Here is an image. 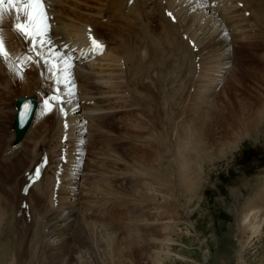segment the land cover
<instances>
[{
	"label": "bare ground",
	"instance_id": "1",
	"mask_svg": "<svg viewBox=\"0 0 264 264\" xmlns=\"http://www.w3.org/2000/svg\"><path fill=\"white\" fill-rule=\"evenodd\" d=\"M49 3L48 22L52 32L45 37L49 43L43 48H39V51L44 56L49 55V49L65 54V58L71 66L61 63L57 78L62 83H56V78H53L45 68L41 57L30 52L28 50L30 44L26 43L23 37L14 30V24L18 22L16 11L14 9L9 11L11 6L8 4L3 6L0 28H2V37L8 56H0V222H7L8 227L12 225L11 220L7 221L9 220L7 217L16 214H14V210L20 189H17L15 184L18 182L19 176L27 169L26 172L29 173L28 175L24 174L26 181L23 187L21 186L23 193L20 194V197L28 196V194L33 195L32 202H30L32 208L30 209L32 213L38 211L41 216L40 220H43L42 226L41 223H38L40 227L37 224L35 227L37 226L40 231L38 234L43 239L42 245L44 244L45 250H53L52 254H54V250L56 251L57 256L54 254L57 257V260L54 258L56 264H105L106 261L113 263L117 253L129 251L127 248L130 246L128 244L126 247L127 245L124 244L127 241L124 243L123 240L124 246H122L118 234L107 233L100 226L97 228L98 226L94 224L95 220L93 221L88 217L89 215L80 212V203L76 198L79 190L83 187V181H85L84 174L87 172L84 168L85 165L89 164V168L93 166L95 168L93 165L95 160H103L104 156V160H112L109 155L102 154L101 157L99 151L104 145L107 147L108 140L112 139V134L115 131L120 138L116 141L113 140L114 146L109 151L111 155L113 153L114 159L115 157L121 159L126 155L129 161L125 160L127 163H122L124 167L126 164L125 169L128 166L133 172L132 170L135 171L134 167L144 165L141 159L146 152L151 153L153 148L157 149V153H154L156 159L163 161L165 154L162 153L163 158L160 159L159 151L161 152L163 148L161 149L159 146L165 145V139L163 141L161 136L160 139L157 138L158 140L148 139L149 134L146 132L148 125L152 124L159 128H156L157 131H164L163 126L166 124L165 128L169 126L173 130V134L171 133L173 136L178 135V141H183L185 137V134L183 137L181 133L184 128L180 127L184 125L181 124L183 118L182 115L181 117L178 115L179 111L172 119H169V114H162L167 106L165 103L170 101V99L166 101L167 97L164 98V96L168 92H176L184 85L183 82L190 83L192 78H201L204 82L200 86L202 93L212 92L215 84H219V80L225 81V75L229 69H232L233 72H237L239 68L242 69L243 76L240 79L246 89V95L256 98L255 105L249 104L251 107L248 104L245 106L246 102L243 104L244 108L242 107L240 118L242 127H244L245 133H248L247 131L256 125L255 128L261 134L262 129L260 130V128L264 122V0H49ZM92 39H96L102 48L94 49ZM241 54H244L245 57L243 55V61L238 64L237 58ZM29 56L32 57L31 60H28ZM37 60L40 61L39 64L35 62ZM218 62L223 65L222 70L219 71L217 79L210 81L208 73L213 71ZM16 63L21 64L22 68H17ZM199 66L203 74L198 71ZM177 68H179L178 71ZM232 70L231 74H233ZM57 88L60 89L59 93L55 92ZM175 89L177 90L175 91ZM16 94L27 97L34 96L33 98L39 104L36 118L28 134L17 146H15V134L12 131L13 124L11 125V123L14 122L13 119L18 113V108L15 102L14 111L11 108L13 106L10 107L8 102V99ZM57 94L63 98V103L56 104L50 101L54 107L50 110L47 109L44 100ZM174 104L177 103L174 102ZM172 106L175 110L176 107L179 110L178 104ZM206 110L205 108L202 114ZM182 112L181 114H183ZM130 114L136 115L139 122L134 123L135 121L129 118ZM202 114L201 117L204 116ZM137 124H140L141 128L140 126L137 128ZM206 125L204 124V128L200 126L204 130ZM189 128L187 130L190 131ZM190 132V135H194V137L188 136L187 133L186 140L196 138V134L200 131L197 128L196 132ZM162 133L164 135V132ZM157 134L159 135L158 132ZM200 134L202 136L203 133ZM8 147L10 148V151L7 152L9 155V152L19 155L16 156V159L13 157L15 160L12 162L4 163L5 159L1 160V155L3 148ZM39 149L41 153H39ZM135 151H140L141 154ZM39 154H41V158ZM53 154H56V157L63 156L64 160L69 159L73 162L69 165L63 161L65 165H69L68 170H66L67 167L64 170L70 173L69 176L71 175V185H69L71 192H66L71 196L64 200L58 198L61 201L54 200L53 208H49L44 200L49 195V189L42 190L41 180L32 188H28V184L34 177L38 161H41L40 164L45 160L50 162L54 158ZM12 156L14 155L12 154ZM170 156L175 158V155ZM83 157L84 161H82ZM10 158L11 156H9ZM157 160L155 162H159ZM91 164L92 166H90ZM33 167L34 169H32ZM113 168L116 166L111 169ZM122 170L124 171V169ZM46 171L44 175L47 174L48 171ZM58 171L60 173L59 169ZM154 175L155 179L159 178L157 173ZM69 176L67 177L69 178ZM63 178L65 177L63 176ZM61 183L63 182L61 181ZM146 184H137V187L133 186L132 182L123 187L119 184L117 186L106 185L103 187L105 190H100H103V194L108 190L106 196L115 193V198L122 192L129 197L132 195L131 197L134 196L140 200L150 198L153 201L154 198L150 196L154 194L155 197V192L153 193L150 187L143 188V186H147ZM60 186L59 188L62 187ZM156 193L160 194L163 199L166 198L163 190H157ZM233 194L236 199L239 197V192L234 191ZM58 195L60 194L58 193ZM81 207H83L82 204ZM151 208V210L150 207L148 209L150 210L149 215L159 213L160 207ZM263 212L255 208L250 209L242 217V228L244 230L255 229L259 220L262 219L264 222ZM36 215L38 214L36 213ZM146 218L136 219L135 222L128 221V225L133 222L136 226L143 228L155 222L159 223L155 219L148 220ZM37 220L39 222V218ZM35 231L37 232V230ZM81 232L89 238L95 237L92 242L90 241L92 246L88 244L90 242H86L89 247H86L88 245L85 243L86 246L77 244L78 247H75L76 238ZM259 236H261V232L258 230L254 238ZM161 242L163 241L159 240V243ZM4 244L1 242L0 259L8 260L9 253ZM157 245L159 246V244ZM130 252L132 253V251ZM159 254H162L161 250H159ZM123 256H121V261L125 260ZM54 262L53 260L51 263ZM147 262L160 264L156 263L157 260L150 258L147 259Z\"/></svg>",
	"mask_w": 264,
	"mask_h": 264
},
{
	"label": "rangeland",
	"instance_id": "2",
	"mask_svg": "<svg viewBox=\"0 0 264 264\" xmlns=\"http://www.w3.org/2000/svg\"><path fill=\"white\" fill-rule=\"evenodd\" d=\"M243 55L244 54H241L237 58L238 64L243 61ZM222 67L223 65L218 62L213 68V71L208 73L210 81L218 78L217 75L219 71L222 70ZM239 69L237 72L234 71L236 73H234L232 69H229L225 75V81L219 80V84H215V86H218H214L215 90L213 88L212 92L206 91L202 93L200 86L204 82H202L201 78H192L190 83L183 82L184 85L181 88H177L178 90L175 89L178 93L168 92V94L164 96V98L167 97L165 100L168 101L170 99L171 103H169L170 101L167 102L168 104L165 103L167 106L163 110L165 112L162 111V114H169V119H172V117L177 115L176 113L179 111L180 113L178 112V115L180 117L182 115V120L184 121L183 123L181 120V124L184 126L182 125L183 127L180 128L184 129L180 132L182 133V136L185 134V137L183 136V141H178V135L173 136V130L170 129L169 126V128H165L166 124L164 126L160 124V126H163L164 131H157L159 128L152 126V124L148 125V129L146 130L149 134L148 139H160L161 137L163 141L165 139V145H158L161 149L163 148V151H159L160 156L165 154L163 161L156 159L154 153H157V149L153 148L154 150H152L151 153L146 152L141 159L145 166L139 165L140 169L139 167H134L133 169H135V171L132 170L133 172H131L130 167L127 166V171V168L125 169L126 164L125 167L122 165L125 160L127 162L129 161L126 155L121 158L124 159L122 161L120 158L118 159V157H115L114 159L113 153L111 155V152L109 151L111 147L114 146L112 142L120 138L115 131L112 134V139L110 138V140H108L109 144H107V147L104 145L99 151L101 157L102 154L109 155L112 160L106 161V159L104 160V156L102 157L103 160L97 159L95 160V164H93L94 162L92 163L95 165V168L93 166L90 167V169L88 167L89 164L88 166L85 165L84 168L87 171H85L86 174H84L85 181H83V187L79 190L76 198L80 203V212L84 215H89L88 217L93 221L95 220L94 224L98 226L97 228L100 226V228L102 227V230H105L107 233L118 234L117 236L119 240H121V244L127 241L123 244L125 246L127 245L126 247H128L129 244L131 247L127 248L129 251L126 250V252L117 253L116 260L113 263L106 261L105 264H125L126 262L128 264H150L147 262V259L149 258L151 260H157L156 263L160 264H264V222L262 219L259 220L257 223L258 226L256 225L257 229L251 228L244 230L241 226L242 217L246 215L250 209L255 208L262 212L264 211V122L260 128V130L262 129L261 134L260 131H257V128H255L256 125L251 130H248V133H245L244 127H242L243 124L240 122V118L243 111L242 107L244 108L243 104L246 102L245 106L247 104L255 105L256 98H251L248 94L246 95V89L241 81L243 72L241 68ZM178 70L179 68H177V71ZM231 70L233 74H231ZM198 71L203 74L200 66ZM188 84H190L189 87ZM16 96L27 97L19 96V94L11 96L12 98L10 97L8 99L10 104H8L10 107L13 106L11 107L12 109L15 108ZM210 96H212V98H210ZM174 102L179 105V110H177L176 107L177 111L172 106L177 105L174 104ZM249 107L251 106L249 105ZM195 108H198V110H195ZM205 108L207 110L202 114V111ZM13 110L15 111V109ZM181 112L183 114H181ZM201 114L204 116L201 117ZM129 118L132 121H135L134 123L139 122V118L136 115L130 114ZM140 121H142L141 118ZM12 124L13 122L11 125ZM204 124H209L210 126L206 125L203 130ZM139 126L140 124H137V128ZM188 128L191 129L190 131L192 132H196L198 128V131H200L198 133H203V137L201 134L199 135L197 133L196 138L186 140V134L188 133V136L191 134V132L187 130ZM160 132L162 135V132H164V135L162 136ZM166 135L167 137L169 135V140ZM190 136L194 137V135ZM199 142L201 143L198 145L197 143ZM187 145L188 147H186ZM8 151H10L9 147L3 148L1 160L5 159L4 163L12 162L19 155L11 152H9V155L7 153ZM38 151L41 153L40 149ZM135 152L141 154L140 151ZM12 154L14 156H12ZM170 155H175V158H172ZM9 156H11L12 159H9ZM39 156L41 158V154H39ZM52 156L54 158L50 161V170H48L49 168H46L48 172L46 171L47 174H45L46 176L44 175L43 178L44 182L42 181V190L49 189V195L44 199L47 202L46 206L49 205L47 206L49 208H53L52 205L54 204L52 202L54 200L59 201L60 199L58 198H61V200L70 198L71 195L66 194V192H71L69 189V185H71V175L69 176L70 173L68 171L66 172V170H68L69 165L73 164L69 159L64 160L63 156L56 157V154H53ZM13 157L15 159H13ZM161 158L163 157L161 156L160 159ZM84 160L85 158L82 159V161ZM113 160H118V162ZM155 160L159 162H155ZM63 161L69 163V165H65ZM38 163L40 164L41 161H38ZM118 163L121 164L119 165ZM92 164L90 166H92ZM59 166L62 167L60 168ZM115 166L116 168H113L114 170L111 169ZM65 167H67L66 170H64ZM119 168H121V170H119ZM32 169H34V167ZM58 169L60 170V173ZM82 169L83 167L81 170ZM115 169L118 171H115ZM122 169H124V171ZM26 171L27 169L19 176L18 182L15 184L17 185L16 187H18L17 189H20L18 190L16 209L14 210V214H16L7 217L9 219L7 221L9 222L11 220L12 225L8 227L9 224L7 225V222H0V251L2 248V242L5 243V248H7L9 253V259H0V264H49L53 262V260L55 262L51 264H56V251L54 250V255L51 252L53 250H45L43 246L44 244L42 245L43 239L40 237V234H38L40 231L37 229V226L35 227L36 224L40 227V224L38 223H41L42 226L43 220H40L41 216L38 211L36 212L38 215H36V213H32V210L30 209L32 208L30 202H32L31 197H33V195L28 194V196L20 197V194L23 193L22 187L26 181L24 177L29 173ZM155 173L158 174V179L153 177L155 176ZM136 174H138L137 176L140 178H138ZM63 176L65 178H63ZM67 176H69V178ZM22 179L24 180L22 181ZM60 179L63 183H61ZM129 182H132L135 187L139 184L144 185L147 183V186H143V188L150 187V190L153 191V193L155 192V197L154 194H151V196L149 195L154 198L155 201H151L150 198L140 200L134 196L131 197L132 195H130V197L126 196V194H123L122 192L120 195L117 194V197L115 198V193L111 192L112 194L106 196L108 190H106L105 194L102 193L103 190H100L104 189L103 187L106 185L117 186L119 184L123 187ZM59 186L61 188H59ZM156 189L158 191L163 190L166 198L163 199L160 194L156 193ZM234 191L239 192V197L237 199L234 197ZM58 193L60 195H58ZM110 195L114 197H111ZM81 204L83 207H81ZM155 206L160 207L158 211L159 213L149 215V211L152 209L151 207ZM149 207L150 210H148ZM262 217H264V212ZM38 218L39 222L37 220ZM143 218L148 220L155 219L159 223L155 222L152 225L143 228L136 226L133 222L128 225V221ZM35 230H37V232ZM258 230L261 232V236L254 238L258 233ZM84 235L85 234L82 232L78 234V237L76 238L78 243H75V247H78V245H93L91 242L95 237L91 236L89 238L85 235V238ZM131 237L134 239L133 243ZM15 239H18L19 241ZM159 240L163 242L159 243ZM166 241L167 243H165ZM86 242L90 243L87 244ZM6 243L8 244V247ZM84 243L86 245H84ZM123 244L122 246H124ZM157 244H159V246ZM86 247H89V245ZM159 250H161L162 254H159ZM130 251H132V253ZM154 255L155 257H153ZM121 256H123L124 258H122L125 260L122 259L123 261H121Z\"/></svg>",
	"mask_w": 264,
	"mask_h": 264
},
{
	"label": "snow or ice",
	"instance_id": "3",
	"mask_svg": "<svg viewBox=\"0 0 264 264\" xmlns=\"http://www.w3.org/2000/svg\"><path fill=\"white\" fill-rule=\"evenodd\" d=\"M8 4L11 6L9 11L15 10L17 13V23L14 24V30L20 34L26 43L30 44L29 51L41 57L45 68L52 74L53 78H56V83H62L57 78V73L60 71L61 63L68 64V60L65 58L64 53H56L49 49V55L44 56L39 48H43L44 45L49 43V40L45 39L50 32L49 16L47 8L50 6L49 0H0V20L3 18V6ZM92 46L94 49H101L102 45L97 42L96 39H92ZM0 56L7 57L8 52L5 49L4 40L2 37V28H0ZM32 57L29 56L28 60ZM37 64L39 60L35 61ZM60 89H55L56 93H59ZM62 104L63 98L61 96L53 95L44 100V105L47 109H51L53 104ZM63 113V108L61 107ZM67 127V124H65ZM39 176V169L36 170L35 177ZM34 177V178H35Z\"/></svg>",
	"mask_w": 264,
	"mask_h": 264
},
{
	"label": "water",
	"instance_id": "4",
	"mask_svg": "<svg viewBox=\"0 0 264 264\" xmlns=\"http://www.w3.org/2000/svg\"><path fill=\"white\" fill-rule=\"evenodd\" d=\"M21 105H23L22 107V111H24L23 115L20 117L19 121H16V124L14 125V129L17 133V140H16V144L20 142V140L23 138V136L25 135V133L28 130L29 127V123L32 119V116L35 112V109L37 107V104L35 102L34 99H30V98H26V99H19L17 102V106L19 108H21ZM23 124L25 125V128L23 129Z\"/></svg>",
	"mask_w": 264,
	"mask_h": 264
}]
</instances>
